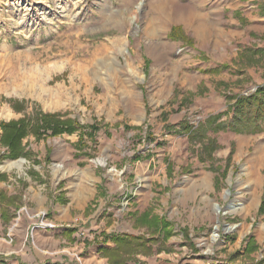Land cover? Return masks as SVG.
I'll return each instance as SVG.
<instances>
[{
  "label": "rangeland",
  "instance_id": "rangeland-1",
  "mask_svg": "<svg viewBox=\"0 0 264 264\" xmlns=\"http://www.w3.org/2000/svg\"><path fill=\"white\" fill-rule=\"evenodd\" d=\"M263 83L264 0H0V190L15 215L41 212L31 194H45L36 224L63 204L53 228L70 243L155 232L125 264L174 251L251 264L264 257V116L237 132L227 105ZM19 119L28 134L5 142ZM147 209L172 232L141 224Z\"/></svg>",
  "mask_w": 264,
  "mask_h": 264
},
{
  "label": "crops",
  "instance_id": "crops-1",
  "mask_svg": "<svg viewBox=\"0 0 264 264\" xmlns=\"http://www.w3.org/2000/svg\"><path fill=\"white\" fill-rule=\"evenodd\" d=\"M183 18H186V16H180L178 21ZM3 190H0V264H92L99 245L90 244L86 246V244L77 241L70 243L69 238H65L62 232L58 234V230L54 229L55 227L49 229L39 227L38 224L29 219L37 216L36 213L32 214L30 209L31 214L27 210H19L15 215L14 210L20 205H17L15 197L12 196L10 191L4 190L6 191L4 192ZM31 200L36 205L43 206L39 209L44 212L47 211L44 208L45 205H48L45 194H31ZM62 205L56 202L50 210L52 214L49 221L58 229H65V226H67V224L58 223L61 219L59 212ZM34 228L37 229L32 237ZM29 233L31 239L33 238L32 243L28 239ZM76 235L77 232L72 233V237ZM106 245L111 246L112 244ZM82 251H85V253L81 257L78 256L77 252L81 253ZM160 254H155L156 257L142 255L140 258L146 264H157L158 262L159 264H178L179 258L175 251L163 254V256ZM158 257H163V259L157 261ZM199 257L201 259H193L189 264H209L208 260L203 259L202 255H199ZM99 262L100 260L97 261V263ZM103 263L101 262V264Z\"/></svg>",
  "mask_w": 264,
  "mask_h": 264
},
{
  "label": "trees",
  "instance_id": "trees-1",
  "mask_svg": "<svg viewBox=\"0 0 264 264\" xmlns=\"http://www.w3.org/2000/svg\"><path fill=\"white\" fill-rule=\"evenodd\" d=\"M170 35H172L173 38L177 37L174 27L172 28ZM227 109H230L233 112L232 123L234 124L235 131L237 132L244 131V129H246V125L249 124V122H253L256 124L259 121V118L264 116V83L262 85L257 86L256 90L250 93L248 96L237 97L232 104L227 105ZM241 114L246 115L247 119L245 120L247 122H244V124L240 126ZM52 116L54 115L51 114V117ZM2 127L5 131L2 137L6 139L5 142L7 143L10 142L11 139L14 141L17 140L20 141L21 137L28 134L27 124L24 122L23 119L3 123ZM56 129L52 130V128H50L51 130L50 133L54 135L61 132V129L59 130ZM47 130L48 129L43 130L44 132H42L41 134L45 133V131ZM96 130H98V127L94 124H91L88 132L89 135L92 136V134H94ZM47 153H49V151H47ZM19 154H21L19 149L18 151L11 152L12 157H17ZM217 181L218 180L216 178V182ZM263 206H264V195L261 197L260 208H262ZM138 217L141 221V224L155 225L156 227L160 223L158 227H161L162 228L161 230H163L167 234H170L172 232L171 228H168L169 223L164 221L162 217L158 218V216L156 214H153L150 209L142 211L138 215ZM139 222L138 224L140 225ZM158 227L154 228L155 231L157 230ZM70 231L74 232L75 228H72ZM100 235L102 237V240L97 241L98 243H107V242L113 243L111 246L101 244L98 246L97 249V252L101 256L107 258L108 264H125L129 256L136 255L139 253H142L144 255L151 254L153 250L150 244H146V242L157 239V237L155 236L156 235L155 232H151V237L149 238H143L140 235L131 234V233H117V232L114 233L101 232ZM140 263L144 264V262H140ZM251 264H264V257L260 260L251 262Z\"/></svg>",
  "mask_w": 264,
  "mask_h": 264
},
{
  "label": "built area",
  "instance_id": "built-area-1",
  "mask_svg": "<svg viewBox=\"0 0 264 264\" xmlns=\"http://www.w3.org/2000/svg\"><path fill=\"white\" fill-rule=\"evenodd\" d=\"M44 216V215H46V212H39L38 214H37V216ZM38 225H39V227H43V228H53L54 227V224H52L49 220H45L44 218H42V219H40V220H38V223H37ZM216 229H218L217 227H215L214 228V230H215V232H213V236H216V237H218V235H219V233H218V230H216Z\"/></svg>",
  "mask_w": 264,
  "mask_h": 264
},
{
  "label": "bare ground",
  "instance_id": "bare-ground-1",
  "mask_svg": "<svg viewBox=\"0 0 264 264\" xmlns=\"http://www.w3.org/2000/svg\"><path fill=\"white\" fill-rule=\"evenodd\" d=\"M137 8H138V6H137ZM179 18H180V16L177 15V16H174V17H172V18L169 17L168 19L171 20V21H178ZM166 20H167V19H166ZM21 162H22V160H20V162L18 163L19 166H20ZM201 179H202V181H206V178H205V177H201ZM214 207H215V209L217 210L216 204H214ZM228 228H230V227H228ZM231 228H232V227H231Z\"/></svg>",
  "mask_w": 264,
  "mask_h": 264
}]
</instances>
